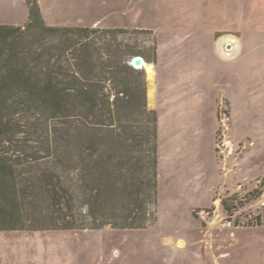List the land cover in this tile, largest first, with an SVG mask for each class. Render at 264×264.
<instances>
[{
  "label": "rangeland",
  "instance_id": "obj_1",
  "mask_svg": "<svg viewBox=\"0 0 264 264\" xmlns=\"http://www.w3.org/2000/svg\"><path fill=\"white\" fill-rule=\"evenodd\" d=\"M135 1L125 8L135 22L119 28L154 31L156 56L150 32L118 39L155 69L151 78L144 67L158 122L157 220L0 230V264H264V0ZM52 2L39 0L48 24L81 26L68 19L72 5L56 12ZM28 14L26 0H0V23L24 24ZM18 110L5 111L8 153L29 140L24 158L48 154L51 116Z\"/></svg>",
  "mask_w": 264,
  "mask_h": 264
},
{
  "label": "trees",
  "instance_id": "obj_2",
  "mask_svg": "<svg viewBox=\"0 0 264 264\" xmlns=\"http://www.w3.org/2000/svg\"><path fill=\"white\" fill-rule=\"evenodd\" d=\"M26 1L24 24L0 23V230L136 228L157 220V113L148 106L144 67L132 64L144 53L118 39L150 32L156 56L155 32L51 25L39 0ZM9 110L51 116L48 154L24 158L29 140L18 143L19 155L8 153L15 141L4 121ZM33 160L51 169H31Z\"/></svg>",
  "mask_w": 264,
  "mask_h": 264
},
{
  "label": "crops",
  "instance_id": "obj_3",
  "mask_svg": "<svg viewBox=\"0 0 264 264\" xmlns=\"http://www.w3.org/2000/svg\"><path fill=\"white\" fill-rule=\"evenodd\" d=\"M52 4L53 10L56 12L62 11L67 4L69 6L72 5V13L74 12V14L69 15L68 19L80 22L81 26L119 28L135 22V17L126 18L125 16L128 13H134L132 10H125V8L129 7L132 9L136 6L135 0H53ZM99 9L102 15L94 17V14L97 15ZM138 20H140V11L136 9V21ZM64 25L67 26L68 24ZM151 91L152 93H150ZM150 92V97L154 98L155 88L150 90Z\"/></svg>",
  "mask_w": 264,
  "mask_h": 264
},
{
  "label": "water",
  "instance_id": "obj_4",
  "mask_svg": "<svg viewBox=\"0 0 264 264\" xmlns=\"http://www.w3.org/2000/svg\"><path fill=\"white\" fill-rule=\"evenodd\" d=\"M144 61H146V60H144V58L140 55L135 56L132 60L133 64L138 66L139 68H143V66L145 65ZM147 63H149V62H147Z\"/></svg>",
  "mask_w": 264,
  "mask_h": 264
},
{
  "label": "bare ground",
  "instance_id": "obj_5",
  "mask_svg": "<svg viewBox=\"0 0 264 264\" xmlns=\"http://www.w3.org/2000/svg\"><path fill=\"white\" fill-rule=\"evenodd\" d=\"M145 62V65L143 66V67H145L146 69H147V71H148V73H149V77H153V75H154V70H153V68H152V64H150V63H147L146 61H144ZM150 93H152V91L150 92ZM153 96V95H152ZM180 244H183V242L182 241H180Z\"/></svg>",
  "mask_w": 264,
  "mask_h": 264
},
{
  "label": "built area",
  "instance_id": "obj_6",
  "mask_svg": "<svg viewBox=\"0 0 264 264\" xmlns=\"http://www.w3.org/2000/svg\"><path fill=\"white\" fill-rule=\"evenodd\" d=\"M132 64H133V62H132ZM134 65V64H133ZM135 67H138V66H136V65H134ZM139 68V67H138Z\"/></svg>",
  "mask_w": 264,
  "mask_h": 264
}]
</instances>
